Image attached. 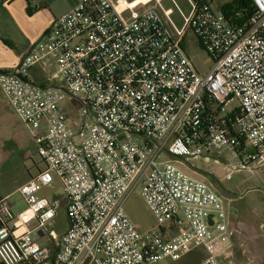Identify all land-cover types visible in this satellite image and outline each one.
<instances>
[{"label":"built area","instance_id":"2783aa9c","mask_svg":"<svg viewBox=\"0 0 264 264\" xmlns=\"http://www.w3.org/2000/svg\"><path fill=\"white\" fill-rule=\"evenodd\" d=\"M170 1L79 0L0 70L44 162L18 189L24 211L0 198L2 264H156L195 250L205 253L195 264H223L228 208L179 163L211 160L226 179L264 168V0L230 11ZM189 31L213 58L205 75L183 46ZM56 178L67 198L61 235L48 230L60 199L40 194ZM138 187L156 220L146 232L126 210ZM41 230L49 241L34 238Z\"/></svg>","mask_w":264,"mask_h":264},{"label":"rangeland","instance_id":"374dc122","mask_svg":"<svg viewBox=\"0 0 264 264\" xmlns=\"http://www.w3.org/2000/svg\"><path fill=\"white\" fill-rule=\"evenodd\" d=\"M231 0H210L213 8H218L220 4ZM185 9L187 7L183 6ZM183 46L194 62L198 72L205 75L212 68L214 61L212 56L204 49L198 37L189 31L184 39ZM37 79H44V74L38 70L34 71ZM235 103H230L231 106ZM68 109L71 104L67 103ZM73 116L74 111L70 109ZM165 158L168 156H164ZM222 157L229 159L230 155L226 150ZM181 168L193 177L199 178L211 184L214 190L224 200L230 212L231 224L237 227L234 231V242L227 250V254L222 255L224 264H264V189H260L250 178L251 171L240 170L234 173L231 179H223V174L219 175L216 167L199 164V167L191 163H179ZM44 168V162L38 153V144L34 139L31 130L20 119L12 108L9 99L3 94L0 88V191L1 185H8L11 182H22L32 175H36L40 169ZM250 178V179H249ZM5 187V186H4ZM41 195L48 198H58L61 207L48 230L54 229L61 233L67 225L66 214V193L59 178H56L52 188H43ZM16 215L20 214L28 207V203L20 192H14L8 198ZM126 210L135 225L141 232L149 231L156 224V220L151 210L148 208L140 187H138L129 197L126 203ZM37 221L30 223L32 228L37 226ZM35 239L40 242H47L50 236H40L38 231L33 232ZM236 251V255L234 252ZM205 253L195 250L187 253L182 259L175 260L164 258L156 264H195L199 262Z\"/></svg>","mask_w":264,"mask_h":264},{"label":"crops","instance_id":"0c3cea01","mask_svg":"<svg viewBox=\"0 0 264 264\" xmlns=\"http://www.w3.org/2000/svg\"><path fill=\"white\" fill-rule=\"evenodd\" d=\"M78 3L79 0H0V70L15 66L30 48L42 39L55 19L73 9ZM180 3L187 6L185 0H180ZM164 4L167 7H172L170 0H164ZM3 94L5 93L3 92ZM204 164L219 169V175L224 169L211 160L204 161ZM34 176H30L22 182L16 181L8 185H1L0 198L18 192L19 187ZM250 178L259 189L261 187L264 189V168L251 171ZM262 225H264V221ZM68 226L69 221L67 227L59 235L66 232ZM235 230L239 232L237 227H234ZM234 252L236 255L235 249ZM221 262L223 263L222 258ZM0 264H2L1 261Z\"/></svg>","mask_w":264,"mask_h":264},{"label":"trees","instance_id":"16d2710c","mask_svg":"<svg viewBox=\"0 0 264 264\" xmlns=\"http://www.w3.org/2000/svg\"><path fill=\"white\" fill-rule=\"evenodd\" d=\"M247 5L246 0H232L231 2H228L222 6L224 10H231L235 8H243Z\"/></svg>","mask_w":264,"mask_h":264},{"label":"water","instance_id":"95a60500","mask_svg":"<svg viewBox=\"0 0 264 264\" xmlns=\"http://www.w3.org/2000/svg\"><path fill=\"white\" fill-rule=\"evenodd\" d=\"M210 222L213 223V220L210 218ZM263 231H264V226H263ZM45 231L44 230H41L39 232L40 235H44Z\"/></svg>","mask_w":264,"mask_h":264}]
</instances>
